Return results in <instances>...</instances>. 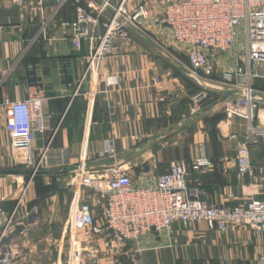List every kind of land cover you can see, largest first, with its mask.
Here are the masks:
<instances>
[{
  "label": "crops",
  "instance_id": "obj_1",
  "mask_svg": "<svg viewBox=\"0 0 264 264\" xmlns=\"http://www.w3.org/2000/svg\"><path fill=\"white\" fill-rule=\"evenodd\" d=\"M116 1L82 0V5L112 6ZM141 1L124 0L128 8ZM64 8L56 11L54 0H0V209L5 215L15 213L16 221L3 240L16 255L13 263H264V232L250 227L233 226L224 234L204 221L189 227L174 223L164 233L122 245L104 232L91 235L72 229L83 193L75 185L80 163L99 177L116 164L132 183L150 187L170 163L183 162L189 187L200 188L211 204L232 207L252 199L264 201V182L258 180L264 177V137L255 144L239 145L247 132L246 120L222 113L221 92L233 88L219 80L232 69L234 52L213 55L216 73L204 81L188 68L185 53L168 31L153 26L131 30L130 41L118 45L119 57L91 65L84 77L90 81L89 91L84 92V87L75 91L74 84L86 72L90 43L83 41L79 50L73 48L66 24L75 19V12ZM62 61L71 62L67 75L75 77L66 87L60 85L57 71ZM251 70L262 75L252 79L251 86L264 113V90L254 88L264 84V64H251ZM30 71L42 79L40 86L30 83ZM109 76L116 77L114 85H106ZM37 87L50 99L51 117L47 131L34 134L33 161L46 147L47 154L39 172L32 175L31 170L27 173L11 164L1 103L22 101ZM204 89L213 92L211 101L193 106L191 97ZM105 141L112 143L115 155L99 158ZM242 154L251 164L245 175L237 171ZM201 157L212 168L197 174L191 164ZM94 217V226L101 228L99 214ZM4 222L0 217V231Z\"/></svg>",
  "mask_w": 264,
  "mask_h": 264
},
{
  "label": "built area",
  "instance_id": "obj_2",
  "mask_svg": "<svg viewBox=\"0 0 264 264\" xmlns=\"http://www.w3.org/2000/svg\"><path fill=\"white\" fill-rule=\"evenodd\" d=\"M54 2L56 11L65 5L75 7V19L66 24L73 48L79 50L83 41L90 43L86 72L77 88L81 87L93 63L120 56L118 45L130 41L131 30L146 25L164 29L185 53L191 72L201 74L204 81L216 73L211 61L213 55L234 52L232 69L222 73L219 81L226 87L243 90V94L224 100L222 113L246 120L247 132L238 141L239 145L255 144L258 139H263V103L254 98L251 86V80L262 75L253 73L251 64H264V39L256 40L260 36L258 32L264 28V0H142L133 8H128L124 0H117L112 6L104 2L97 7L82 5V0ZM242 34L244 56L240 50L242 56L239 59L236 46ZM115 81V76L105 78L107 86L114 85ZM208 98V89H204L190 100L197 107ZM49 101L44 90L37 87L22 101L4 99L1 103L11 164L15 168L31 170L32 175L39 172L46 159L47 147L40 152L37 161H33L30 149L35 132L44 133L49 128ZM230 137L237 139L236 135ZM114 155L112 143L105 141L99 158ZM191 165L197 174L207 173L212 168L205 157L194 160ZM168 166L150 187H139L116 164L99 177L89 173L80 163L75 185L83 193L72 216V229L91 235L107 233L118 245L136 242L154 233L159 235L174 223L189 227L204 221L224 234L233 226L264 232V201L252 199L232 207L211 204L203 198L200 188L189 187L188 169L183 162H172ZM250 169L248 156L240 155L238 174H248ZM258 180L264 182V177L259 176ZM94 214H99L102 229L94 226ZM14 215V212L5 215L0 209V217L5 220L0 231V264H14L16 255L3 245L5 233L16 221Z\"/></svg>",
  "mask_w": 264,
  "mask_h": 264
},
{
  "label": "water",
  "instance_id": "obj_3",
  "mask_svg": "<svg viewBox=\"0 0 264 264\" xmlns=\"http://www.w3.org/2000/svg\"><path fill=\"white\" fill-rule=\"evenodd\" d=\"M71 62L69 61H62L59 63L57 71H58V77H59V81H60V85L62 87H66L67 85H72L73 82L75 81V77L67 75V71L66 69H71ZM29 76V81L31 84L36 83L37 85H41L42 79L40 77H35V72L34 71H30L28 73ZM79 81V80H78ZM78 81H76V83L74 84L75 87V91L77 90V85H78ZM89 85H90V81H83L81 84V87H84L83 90L84 92H88L89 91ZM221 93L224 94V100H226L227 98H229L230 96H240L241 94H239V92L236 89H229V91H222ZM254 96V94H253ZM215 120L216 118L214 117L211 120V124L214 128L215 126ZM156 234V233H155Z\"/></svg>",
  "mask_w": 264,
  "mask_h": 264
},
{
  "label": "trees",
  "instance_id": "obj_4",
  "mask_svg": "<svg viewBox=\"0 0 264 264\" xmlns=\"http://www.w3.org/2000/svg\"><path fill=\"white\" fill-rule=\"evenodd\" d=\"M66 6V9L68 8V11L70 10L71 12L73 11V12H75V7H73V6H71V5H65ZM65 9V8H64ZM254 88L255 89H259V90H264V84H262L261 86H259L258 84L257 85H254ZM197 92H199V91H196V93ZM196 93H194L193 94V96L194 95H196ZM208 93H209V98L207 99V101H205L204 103H202L201 105H204L205 103H209L210 101H211V97H210V95L213 93V92H211V91H209L208 90ZM15 169H17V170H24L22 167H16ZM25 172H29L28 170H25Z\"/></svg>",
  "mask_w": 264,
  "mask_h": 264
},
{
  "label": "rangeland",
  "instance_id": "obj_5",
  "mask_svg": "<svg viewBox=\"0 0 264 264\" xmlns=\"http://www.w3.org/2000/svg\"><path fill=\"white\" fill-rule=\"evenodd\" d=\"M258 33H260V36H258L259 38H257L256 40H258V39L259 40L260 39H264V28L263 29H260V31ZM240 41H241V43H239V45H241V48L240 49H242L244 47V37H243V34H242V37H241ZM242 51H243V56H244V50L242 49ZM242 51H241V53H242ZM241 56H242V54H241Z\"/></svg>",
  "mask_w": 264,
  "mask_h": 264
}]
</instances>
